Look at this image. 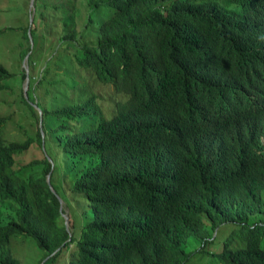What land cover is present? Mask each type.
<instances>
[{
	"label": "trees",
	"instance_id": "obj_1",
	"mask_svg": "<svg viewBox=\"0 0 264 264\" xmlns=\"http://www.w3.org/2000/svg\"><path fill=\"white\" fill-rule=\"evenodd\" d=\"M72 4L50 36L71 55L50 65L70 100L40 111L61 118L52 150L46 121L41 141L13 118L0 64V264H20L18 234L37 262L58 247L41 264H264V0H94L85 32Z\"/></svg>",
	"mask_w": 264,
	"mask_h": 264
},
{
	"label": "rangeland",
	"instance_id": "obj_2",
	"mask_svg": "<svg viewBox=\"0 0 264 264\" xmlns=\"http://www.w3.org/2000/svg\"><path fill=\"white\" fill-rule=\"evenodd\" d=\"M52 3H59L61 7L52 10L49 7ZM70 3H73L74 7L72 22H74L77 32L81 30L90 31L89 28H92V25H89L87 28L80 29L79 27L83 23L82 19L91 14L93 21H98L108 10L107 7H93L94 0L90 2L89 6L86 4V0H70ZM70 3L67 0H0V64L8 73V76L3 80L8 89L6 96L13 99V106L16 110L14 111L11 106L14 112L13 118L18 117L21 122L26 124L27 128H29L28 123L34 122L36 119L35 123L38 130L40 127L43 135L41 124H44V121L47 122V125L44 126V145L48 149L47 151L52 150L55 145L48 126L53 128L56 123L61 121V118L51 114L42 115L40 111L48 110L54 105L52 110L55 111L60 104L70 100L69 97H66L68 89H63L64 86L60 83L64 75L66 76L67 67L60 64L55 65V67L50 66L53 63L51 58L57 61L59 57L65 60L67 58L70 60L71 57L70 53H66L64 50V53L60 52L61 46L56 47L58 41L56 44H52L50 40L53 32L61 30L62 17H66L63 14L68 13ZM81 39L86 40L88 36L83 35ZM47 58L50 59L46 62ZM21 75H23L22 78ZM33 76L38 80L36 88L34 87ZM50 86L54 90H50ZM41 88L44 89V95L41 93ZM34 115H36L35 118ZM11 130L17 131L19 128H11ZM55 154L57 164L58 150ZM42 156L50 162L46 153ZM67 206L68 208L61 202V208L66 212L69 222L74 224L73 231L76 233L83 217L77 210L75 202L70 201ZM221 226L227 230L230 223H223ZM221 235L223 234L219 226L215 233L216 239ZM215 244L211 243V245ZM240 244L241 240L238 237H233L232 245L238 246ZM69 246L72 247L71 244ZM9 248L11 254L20 264H40L46 257L43 256L37 262L41 250L29 235L12 236L9 240ZM67 251H60L53 260L47 261L46 264H66Z\"/></svg>",
	"mask_w": 264,
	"mask_h": 264
},
{
	"label": "water",
	"instance_id": "obj_3",
	"mask_svg": "<svg viewBox=\"0 0 264 264\" xmlns=\"http://www.w3.org/2000/svg\"><path fill=\"white\" fill-rule=\"evenodd\" d=\"M27 80V78H26ZM26 86V83L24 84V88ZM39 132H40V135H41V129L39 127ZM45 182L47 183L49 189L56 195L57 197V200H58V212H59V215L61 216V219H62V223L63 225L66 227L67 226V216H66V213L64 210L61 209V199L59 198V196L54 192V190L51 188L50 184H49V180H48V172L45 174ZM58 247H55L52 251L49 252V254H47L46 256L52 254ZM41 264V262H40Z\"/></svg>",
	"mask_w": 264,
	"mask_h": 264
},
{
	"label": "clouds",
	"instance_id": "obj_4",
	"mask_svg": "<svg viewBox=\"0 0 264 264\" xmlns=\"http://www.w3.org/2000/svg\"><path fill=\"white\" fill-rule=\"evenodd\" d=\"M38 131H39V130H38ZM39 133H40V132H39ZM41 135H42V133H41ZM41 135H40V136H41ZM45 174H46V173H45ZM44 180H45V177H44ZM61 209H62V208H61ZM65 213H66V212H65ZM66 216H67V215H66Z\"/></svg>",
	"mask_w": 264,
	"mask_h": 264
}]
</instances>
